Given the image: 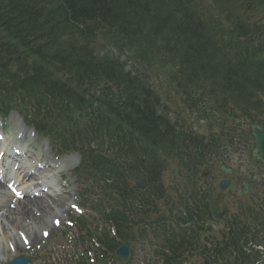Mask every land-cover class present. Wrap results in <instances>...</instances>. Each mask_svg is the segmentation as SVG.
<instances>
[{"label": "trees", "instance_id": "16d2710c", "mask_svg": "<svg viewBox=\"0 0 264 264\" xmlns=\"http://www.w3.org/2000/svg\"><path fill=\"white\" fill-rule=\"evenodd\" d=\"M206 2L0 0V106L24 97L17 94L22 91L36 130L54 137L64 151L79 152L77 172L104 189L101 206L111 209L108 220L124 242L143 237L147 227L165 226L180 239L164 238L178 250L169 248L165 264H182L184 253L190 264H254L256 254L245 249L250 226L224 238L206 236L212 190L202 191L193 173L204 154L190 158L187 152L214 150L216 135L205 143L188 138L184 129L177 133L145 72L132 76L109 51L93 52L103 43L128 52V61L140 68L157 62L168 68L163 74L177 84L188 109L210 104L203 107L206 115L241 114L264 127V22L251 27L238 21L240 11L263 10L264 0ZM76 116L88 123L79 124ZM224 131L218 135L222 147L234 138ZM176 159L184 177L166 180ZM165 209L177 214L172 224L179 234L171 231ZM250 209L252 221L263 227L264 208ZM242 218L235 215L226 225L235 227Z\"/></svg>", "mask_w": 264, "mask_h": 264}, {"label": "rangeland", "instance_id": "374dc122", "mask_svg": "<svg viewBox=\"0 0 264 264\" xmlns=\"http://www.w3.org/2000/svg\"><path fill=\"white\" fill-rule=\"evenodd\" d=\"M128 67H131V64L128 65ZM154 78V86L162 85L165 93L167 87L165 88L166 83L164 77L161 75H156L154 76ZM18 118L19 116L17 115V113L12 112L8 115L6 123L11 124L15 128L16 123H18ZM237 121H239V119H237ZM241 128H243V130L246 132L247 129L245 126H242ZM197 132L202 134L204 130H201V128L197 127ZM31 133V131L27 132V134H30V136L28 137L26 144L32 145L33 151L27 153L30 155L32 153H35V157L38 160V162L36 163L37 166H41L43 164V161L47 160L51 162L52 166L55 168L51 173L44 176L38 175L36 178L46 180L47 182L44 183V186L50 187L54 191L58 192L65 190V192H68V194L63 206V210H59L61 213L59 220L60 222L56 224L55 229L51 232L50 228L52 227V225L48 223L49 234L46 235L44 239H41V241L39 238V240L35 243L30 251H27L26 248H21V244L18 238L19 236L17 233L12 231V237L7 235L8 238H6V234H4V238V235L0 236V264H6L9 261H13V259L20 256L31 258L32 261L35 262L34 264H79L81 263V261H77V259L78 257H82L83 254L81 253L79 243L74 242L73 240L75 230L73 229V227H71V224H69V218L76 217L80 214L75 211L71 212L70 207L75 206L77 211L83 213L82 216H84L87 220V223L91 225V229L96 227V225L98 224L93 212L89 211L88 201H86V198L81 197L83 189L77 179L74 178V175L72 173V171L78 166L80 159L78 155H70L66 158H63L62 156H55L53 151L56 150L50 149L52 147L47 140L36 141L35 136ZM245 147H243L245 148L244 152L237 151L236 153H234L233 151L228 150L226 154V159H228V166L235 170H238V166H242L240 169V171L242 172L255 170L261 173V167L255 165L249 157V154L253 149L251 147V142H248ZM213 172L217 174L220 173L218 172L217 168H215ZM262 179H264V176L262 177ZM59 183L64 187L59 189ZM22 199L25 198L23 197ZM65 210H69L68 212L70 214L63 213ZM214 231L217 232L218 229L214 228ZM0 232L2 233L1 230ZM65 233H68V235H65ZM156 241L157 240L154 238L153 243L156 244ZM12 246L18 249L19 252V255L15 254L13 258V253H15L16 250H14ZM152 246L153 245L146 242H143L142 245H138L135 249L134 258L128 264H151L152 255H150V251H152L154 248Z\"/></svg>", "mask_w": 264, "mask_h": 264}, {"label": "bare ground", "instance_id": "6f19581e", "mask_svg": "<svg viewBox=\"0 0 264 264\" xmlns=\"http://www.w3.org/2000/svg\"><path fill=\"white\" fill-rule=\"evenodd\" d=\"M21 135L23 136V131H21ZM11 158L16 162L19 161V164L27 161L30 162L33 159L32 157L23 158L15 155H12ZM50 169V166L45 163L43 170L49 171ZM36 170L37 168H34V171ZM19 172L23 173L22 179L26 180L27 183L31 182V180H38L34 177L30 178V173L23 170L22 167H20ZM36 182L40 181L38 180ZM28 185L30 187L26 190V195L27 197L32 196L33 199L22 201L16 199L13 201L12 198L5 196L3 191L6 187L2 181H0V224L2 227L0 236L6 234V238H8L7 235L12 237V231L17 234L24 233L25 242L30 245H35L39 238H41L42 232L48 231V223L52 225L50 232L53 231V224L60 218L59 210H63L68 192H45L40 191V188H37L38 185ZM64 213H66V211H64ZM4 237L5 235L3 238Z\"/></svg>", "mask_w": 264, "mask_h": 264}, {"label": "water", "instance_id": "95a60500", "mask_svg": "<svg viewBox=\"0 0 264 264\" xmlns=\"http://www.w3.org/2000/svg\"><path fill=\"white\" fill-rule=\"evenodd\" d=\"M251 136L254 137V148L255 150L253 151L252 156L257 159V161L262 162L264 164V135L261 133V128L258 126L251 125V131H250ZM228 174H231V171L229 170H222ZM217 186V192L221 193L227 190L229 188V180H220L218 182ZM246 192V189L244 193ZM122 256L124 262L127 261L128 259V247L123 246L120 250H118L115 253V256Z\"/></svg>", "mask_w": 264, "mask_h": 264}, {"label": "snow or ice", "instance_id": "6c2138e0", "mask_svg": "<svg viewBox=\"0 0 264 264\" xmlns=\"http://www.w3.org/2000/svg\"><path fill=\"white\" fill-rule=\"evenodd\" d=\"M58 223V222H57Z\"/></svg>", "mask_w": 264, "mask_h": 264}]
</instances>
